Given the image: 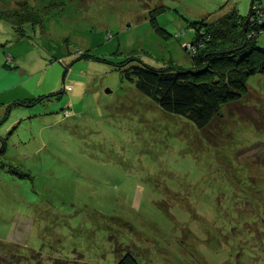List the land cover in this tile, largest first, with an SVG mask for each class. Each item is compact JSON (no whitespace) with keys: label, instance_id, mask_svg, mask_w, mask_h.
Returning a JSON list of instances; mask_svg holds the SVG:
<instances>
[{"label":"rangeland","instance_id":"obj_1","mask_svg":"<svg viewBox=\"0 0 264 264\" xmlns=\"http://www.w3.org/2000/svg\"><path fill=\"white\" fill-rule=\"evenodd\" d=\"M17 2L64 6L24 37L0 16V264H116L122 245L139 264H235L242 251L256 264V249L264 264V239L250 234L264 232V75L199 130L115 68L134 56L194 69L193 23L212 29L234 6L248 17L253 0H0V10Z\"/></svg>","mask_w":264,"mask_h":264},{"label":"trees","instance_id":"obj_2","mask_svg":"<svg viewBox=\"0 0 264 264\" xmlns=\"http://www.w3.org/2000/svg\"><path fill=\"white\" fill-rule=\"evenodd\" d=\"M256 1L253 0L248 17L242 16L234 6L212 21V29L207 28L211 23L204 20L193 23L192 27L197 35L195 39L202 43L198 53L193 56L194 69L178 66L157 69L134 56L122 59V64H116L115 68L121 72L122 80L133 85L164 112L185 117L199 130L208 129L218 119L221 120L224 107L242 99L248 78L264 75V48L259 47L260 38L264 37V15ZM63 6L64 4H53L35 10L27 2H17L16 8L1 9L0 16L11 21L17 36L24 37L26 24L44 28L45 21L53 16V10L62 9ZM255 6H259V15L253 12ZM151 20L155 24V14L151 16ZM213 41H216L217 46H210ZM218 71L217 76L209 77L211 73ZM52 96L55 94L29 101L35 104ZM250 234H254L255 239H264V232L260 230ZM262 244L260 247L264 257V240ZM117 251L121 253L117 255L116 264H139L136 252L129 245H122ZM254 251L253 258L260 261L257 249ZM242 253L237 256L235 264H251L246 260L245 251ZM5 264L22 263L13 259ZM54 264H58L57 259Z\"/></svg>","mask_w":264,"mask_h":264},{"label":"crops","instance_id":"obj_3","mask_svg":"<svg viewBox=\"0 0 264 264\" xmlns=\"http://www.w3.org/2000/svg\"><path fill=\"white\" fill-rule=\"evenodd\" d=\"M2 47H3V46L0 45V65H3V60H4V58H5V57H4L5 55L3 54L4 51L2 52Z\"/></svg>","mask_w":264,"mask_h":264}]
</instances>
